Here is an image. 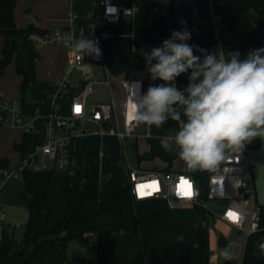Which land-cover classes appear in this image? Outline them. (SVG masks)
<instances>
[{"label":"built area","instance_id":"built-area-1","mask_svg":"<svg viewBox=\"0 0 264 264\" xmlns=\"http://www.w3.org/2000/svg\"><path fill=\"white\" fill-rule=\"evenodd\" d=\"M149 1L152 5L153 19L164 20L169 33L174 30H187L191 33L187 43L193 47L195 56L203 59L205 54L224 51L221 38L224 28L222 0ZM142 2L143 0H95L94 13L86 23L81 21L75 23L73 16L70 22L61 28L44 32L33 31L29 34V39L37 46L64 44L69 49V57L64 74L48 84L49 92L53 95V105L45 116L40 132L33 131L32 120L26 118L21 99L0 98V127H20L24 134L37 135V139L21 152L20 160L13 170L7 168L0 170L3 177L9 175L16 177L24 170L66 172L69 166L70 143L80 135L89 133H97L100 136L115 135L122 147L127 139L136 136L139 124L133 119L135 99L139 93L146 92L149 86L158 85L153 83L147 69L135 67V62L131 65L125 77L120 80L124 96L119 103L112 98L109 102L86 104L85 96L91 91L93 80L89 77L79 90L73 91L72 75L79 64H87L89 67L93 63H99L107 75L106 82L112 94L109 80L111 74L102 46L103 40L111 34L99 28L100 21L118 22L121 19L133 21ZM130 36L133 37V34ZM80 39L93 41L99 49V54L95 51L81 53L77 50L75 42ZM150 48L155 47L147 43L137 45L134 41L131 42V51L137 59L145 60L143 53L148 52ZM136 82L139 84L137 85ZM63 99L68 100L66 114H62L56 105L58 100ZM175 134L163 135L162 141L173 143ZM146 136H150L149 129L146 131ZM128 178L130 192L135 200L154 197L165 199L169 203L187 202L198 208H204L197 181L183 171H148L129 167ZM182 181L187 183L178 190ZM152 182L155 184L151 187H139L152 185ZM206 191L207 199L227 200L221 212L208 209L212 211V215L238 231L237 240L241 246L239 255L229 256L222 264H242L247 238L261 228V215L264 212L262 205L256 201L251 168L246 155V143L239 150L229 151L226 159L209 175ZM141 192L144 195H141ZM186 192L190 195H185ZM230 213H234L235 218L230 216Z\"/></svg>","mask_w":264,"mask_h":264},{"label":"trees","instance_id":"trees-1","mask_svg":"<svg viewBox=\"0 0 264 264\" xmlns=\"http://www.w3.org/2000/svg\"><path fill=\"white\" fill-rule=\"evenodd\" d=\"M16 2L17 0H0V38L2 39L0 72L11 62L14 63L15 72L21 77L19 92L23 107L26 113H32V108H27L28 104L24 96L29 85L38 81L35 63L40 58V52L29 39V34L33 31L45 30L36 27L33 23L27 27H18L14 21ZM250 8L257 14L256 25L242 34L241 39L233 47L243 45L257 47L261 44L264 36V0H222L221 12L224 27L228 30L237 25L241 13ZM86 22L81 20V23ZM99 28L111 34L103 40L102 46L108 70L113 76L125 75L136 62L137 56L131 51L132 41L137 45L147 43L152 47H158L171 36L164 20L153 19L149 0H143L133 21L127 19L118 22L100 21ZM130 34H133V37ZM187 84H181L180 89L183 90ZM149 127L152 133L147 140L149 150L143 154L137 153V160L159 157L167 162L163 170L168 171L175 154L162 147V136L176 133L178 125L169 119L160 128ZM36 139L37 135L24 134L22 141L15 144V148L22 152ZM132 147L137 149L135 142H132ZM6 167V158H0V170ZM213 171H190L185 164L183 172L197 181L202 200L207 198V181ZM53 172L24 170L21 173L23 189L18 195L28 211V218L19 242L8 230L5 228L1 230L0 264H32L34 261L42 260L48 249L53 250L58 264H64L66 250L71 240H78L86 248L94 247L89 235L100 227L102 215L110 217L114 231H127L138 238L139 249L136 260L140 264H147L153 237L149 228L142 225L138 219L136 200L130 192L129 182L111 186L107 195L100 198L98 165L79 166L74 171L76 182L72 181L70 175L64 177L61 185L63 211L57 220L52 221L53 208L49 185ZM262 208L264 209V206ZM260 227L247 238L242 264H264V255L260 254L257 247L264 241V212L261 215ZM110 259V264H131L129 257L123 254L112 253Z\"/></svg>","mask_w":264,"mask_h":264},{"label":"clouds","instance_id":"clouds-1","mask_svg":"<svg viewBox=\"0 0 264 264\" xmlns=\"http://www.w3.org/2000/svg\"><path fill=\"white\" fill-rule=\"evenodd\" d=\"M190 38L187 30H174L160 46L143 53L151 79L164 83L138 94L133 119L157 128L169 119L176 122L172 142L188 170L213 171L229 151L264 136V47L250 50L244 59L239 50L201 59L187 43ZM75 47L99 54L89 39L76 41ZM186 72L188 84L178 89L175 80ZM162 147L167 150L168 142L162 141ZM257 247L264 255V241ZM221 255L227 259L230 253L222 250Z\"/></svg>","mask_w":264,"mask_h":264},{"label":"crops","instance_id":"crops-1","mask_svg":"<svg viewBox=\"0 0 264 264\" xmlns=\"http://www.w3.org/2000/svg\"><path fill=\"white\" fill-rule=\"evenodd\" d=\"M33 1V0H32ZM30 0H17L16 6L14 9V21L18 27H27L30 23L28 22L27 16H20L18 13V9L20 6H27L32 2ZM37 1V0H34ZM33 1V2H34ZM26 4V5H25ZM33 4V3H32ZM92 11L89 15L90 17L94 13L95 8V0H92ZM26 9V8H25ZM24 9V10H25ZM31 11L36 16V21L33 23L36 27L48 30L49 24L47 22H51L49 20L44 19L45 16L43 14V8L40 5L35 6L31 5ZM68 18L67 20L59 21V26H65L70 22V18L74 16V21L79 22L81 20H87L90 17L85 14L87 11L79 7L76 10V14L68 10ZM51 24H53L51 22ZM2 39L0 38V48H1ZM66 47V46H65ZM39 49V48H38ZM1 57V53H0ZM41 58V54H40ZM40 58L36 60L35 68L40 63ZM83 64H79L75 69H78L80 73L75 76V73L72 75V81L74 83L73 91L79 90L84 84V76L86 73L89 74V77L93 80V74L96 69L95 66L91 65L87 67V70L80 68L79 66ZM63 65H60L58 69V75L63 72ZM84 71V72H83ZM188 73V72H186ZM185 74V73H184ZM189 74V73H188ZM39 75V71H38ZM180 75L175 80V85L180 89L181 84L188 83V77L186 79H182ZM37 77V72H36ZM41 77V75H40ZM75 77V78H74ZM21 77L15 72L14 63L11 62L4 68V72L0 75V96H5L7 98H13L17 95L20 96L19 92V83ZM36 82H40L43 87V94L49 93L48 84L51 80H41L37 77ZM185 80V81H184ZM105 81V80H104ZM106 82V81H105ZM10 83V84H9ZM34 83V82H33ZM154 84H162L163 81L155 80ZM32 84V83H31ZM121 85V84H120ZM10 86V87H9ZM122 87V86H121ZM123 89V88H122ZM109 90V86H108ZM112 90V87H111ZM91 93V92H90ZM85 96L86 104L95 103L88 99V95ZM124 96V90H123ZM114 99V93L112 90V94L109 90V101ZM123 99V98H122ZM108 100H100L98 102H109ZM122 101V100H121ZM120 101V102H121ZM27 102V108H32V113H26V118L31 119L32 128L35 132H40L43 128L45 116L49 113L48 111L43 112L39 116L29 117L33 115L39 109L40 101H36L34 103ZM36 124L38 127H36ZM142 129V132L139 133V129ZM149 129L150 136H146V131ZM24 136V132L20 127L13 126H2L0 127V158H6L7 161V169H9V157L15 154L16 159L14 164H17V160H20L21 152L15 148V144H19L22 141ZM152 136L150 131V127L145 124H139L136 130V136L127 139L132 142H137L138 139L144 138L147 144V150H149L148 138ZM90 137L99 138L100 140V148L102 144V140L106 137L107 141H112L115 135L104 134L102 136L97 133H89L75 137L69 147V166L66 172H63V175L58 178L56 172L54 171L50 178L49 185V193L52 198V221L57 220L63 211L64 200L61 195V185L63 183L64 177L66 175H70L69 171L71 170L72 165H76V168L79 166H87L92 167L94 165L95 160L91 158V156L87 157L83 154H80L81 150L83 151L86 146H89L88 151L92 152L93 149L96 148V143L90 144ZM117 137V136H116ZM118 138V137H117ZM120 141V140H119ZM122 146V145H121ZM161 160L160 168L153 170H163L167 165V162L162 160L159 157H155ZM185 167V166H184ZM145 170V169H144ZM152 170V169H151ZM170 170L173 171H183L175 169L171 166ZM129 167H127L126 174H121L118 177L112 178L109 177L104 181V183L100 179L98 195L100 198H103L107 195L108 190L111 186L116 184H125L129 182L128 178ZM164 171V170H163ZM100 168H99V177H100ZM71 176V175H70ZM3 178V177H0ZM73 182H76L77 179L75 177ZM3 187H0V191ZM23 189V182L19 186H15L14 191H11L10 199L15 202H11L7 205V213L9 212L11 215V211H15L18 209L19 212L24 214V219L28 218V211L24 206L23 202L19 198V191ZM17 197V199H16ZM136 209L138 214V219L140 223L149 228L152 233V248L150 254L148 256L147 264H222L225 261V258L222 255L217 253L218 249V231L221 229L214 228L209 223V218L203 210V214L199 212L197 213L196 209L198 207L193 206L187 202H175L169 203L167 200L162 198H145L136 200ZM4 208V204L0 206V216H5V211H2ZM12 209V210H11ZM219 228L223 226L222 220L218 218L217 220ZM101 225L98 230L91 234V238L93 239L94 250L88 255L89 263L88 264H110V258L112 253L127 255L130 259L131 264H140L136 260L137 252L139 249V240L132 233L127 231L116 232L111 227L110 217L108 215H102L100 218ZM25 224V223H24ZM18 226V223H0V229L5 228L8 232L14 235L15 227ZM14 237V236H13ZM229 244V246H228ZM230 253L231 257L236 256L237 252V244L233 241L229 243L226 238V244L223 249H225ZM56 262V256L52 249L46 250L45 258L39 261H34L33 264H53Z\"/></svg>","mask_w":264,"mask_h":264},{"label":"rangeland","instance_id":"rangeland-1","mask_svg":"<svg viewBox=\"0 0 264 264\" xmlns=\"http://www.w3.org/2000/svg\"><path fill=\"white\" fill-rule=\"evenodd\" d=\"M32 1V0H30ZM34 1V0H33ZM30 2L31 4H28L27 6H20L17 10L20 16H25L24 9L27 7H31V5H40L43 8V14L45 16L44 19L51 21L47 22L49 24L48 30H53L55 28H61L62 26H59V21L67 20L68 18V10L73 11L76 14V10L79 7L80 9L84 8L87 13L86 16H89L92 11V0H37L34 2ZM33 3V4H32ZM26 5V4H25ZM90 17V16H89ZM257 21V14L255 10L253 9H246L243 11L238 19L237 25L231 29L228 30L225 27L223 28L221 32V38L224 43V52L227 54L228 52H234L239 50L240 52V59H244L247 53L250 50L259 49L264 47V36L262 38V42L259 46L255 47L252 45H243V46H236L233 47L236 42H238L241 39L242 34L247 33L251 29H253L256 25ZM35 46H37L35 44ZM39 48V52L41 54L40 63L38 64V69L36 66V72L37 77L41 80H51V82L56 81L59 79L65 71L66 63L68 61L69 57V49L65 47L62 43H54V44H48V45H41L37 46ZM153 49L150 48L149 51ZM148 51V52H149ZM155 63V61H153ZM60 65H63V72L62 74L58 75V69ZM93 66L96 67L94 74H93V83H92V89L91 93L88 95V99H90L92 102L98 103L100 100H108L109 101V90H108V83L105 82L107 79V75L103 72L102 67L99 63H93ZM135 67L141 68V69H147L146 61L142 58H138L134 64ZM39 71V75H38ZM4 72H0V75ZM73 73H75V76L80 73L78 69H74ZM41 75V77H40ZM182 79H186L188 77V73L181 74ZM125 77V75H119V76H109L110 85L112 87L114 98L116 103H119L123 98V89L120 85V80H122ZM75 78V77H74ZM105 80V81H104ZM185 81V80H184ZM10 84V83H9ZM10 87V86H9ZM43 87L41 86L40 82H34L29 85L27 88L26 94L24 96V100L34 103L36 101H40L39 109L37 112H35L33 115H30L29 117L33 116H39L43 112H50L52 105H53V95L49 92L47 94H43ZM87 93V94H88ZM21 96H16L14 98H20ZM0 98H7L5 96H0ZM57 107L59 108L60 112L62 114L67 113L68 109V100H58L56 102ZM36 127L38 125L36 124ZM142 129H139V133L142 132ZM90 144L96 143L95 150L93 149L92 152H89V146L81 150L80 154H83L87 157L91 156L93 160H95L94 165H98L100 168V179L104 183L107 178L112 177H118L121 174H126L127 167L130 168H140L150 171L151 169H157L160 168L161 160L158 158L154 159H143L138 161L137 160V153H146L147 151V144L146 140L144 138L138 139L136 143L137 149L132 147V141L126 140L124 142L123 147L121 146V142L119 139L115 136L113 137L112 141H107L106 137L103 138L101 148H100V140L99 138L90 137ZM246 143V155L248 162L250 164L251 168V175H252V181H253V187L255 192L256 201L258 204L264 206V136L255 137L252 138L250 141L245 142ZM169 151H172L175 154V158L172 161L171 166L178 170H184L185 163L183 160H181L178 156L179 149L175 146L174 143H170L168 149ZM16 159L15 154H13L11 157H9V169L13 170L17 164H14V161ZM76 169V165H72L71 170L69 171V174L71 175L72 180L75 179L74 171ZM58 175V178H60L63 175V172L59 171L55 173ZM0 177H3L0 174ZM22 182L21 175L18 176H4L3 178H0V187H3V189L0 191V206L4 204V208L2 211H5V216H0V223H18V226L15 227L14 231V239L19 242L21 240L22 234H23V226L26 220L23 222L24 214L22 212H19L18 209L15 211H11L12 215L8 212L7 213V205L10 204L14 200H9L11 191H14L15 186H19ZM17 199V197H16ZM204 205L205 214L207 216V219L209 220V223L212 227L221 229L218 231L219 235L222 234L225 236V238L228 239L229 243L235 242L237 244V252L236 256L239 255L240 252V242L237 240V234L238 231L236 228L224 224L221 228L218 226V218L214 215H212V211H210L208 208L212 209L215 212H221L224 206L227 204V200H211V199H204L202 201ZM202 208H197L196 211L198 214L201 212L203 214ZM12 210V209H11ZM209 210V211H208ZM91 238V235H89ZM93 241V239L91 238ZM229 246V244H228ZM94 250L93 248H86L80 244V242L76 239L71 240L68 244L67 250H66V259L64 260V264H88L89 263V257ZM217 253L221 255L222 250L218 247ZM234 256V257H236ZM45 258V257H44ZM43 258V259H44ZM33 264V263H32ZM53 264H58L57 262H54Z\"/></svg>","mask_w":264,"mask_h":264},{"label":"water","instance_id":"water-1","mask_svg":"<svg viewBox=\"0 0 264 264\" xmlns=\"http://www.w3.org/2000/svg\"><path fill=\"white\" fill-rule=\"evenodd\" d=\"M24 13L27 16L29 23H34L36 21V16L32 13L31 7H27L24 10ZM79 67L87 70L88 66H87V64H83V65H80ZM88 78H89V74L86 73L85 76H84V79L87 80ZM225 244H226V238H225L224 235L220 234L219 237H218V247L220 249H223Z\"/></svg>","mask_w":264,"mask_h":264},{"label":"snow or ice","instance_id":"snow-or-ice-1","mask_svg":"<svg viewBox=\"0 0 264 264\" xmlns=\"http://www.w3.org/2000/svg\"><path fill=\"white\" fill-rule=\"evenodd\" d=\"M186 183H187L186 181H182V182H181V185L178 186V190H180V189L183 187V185L186 184ZM154 184H155V182H152V185H140L139 187H140V188L151 187V186H153ZM140 194H141V195H144L143 192H141ZM185 195H190V193L186 192ZM229 215L232 216L233 218H235V214H234V213H230Z\"/></svg>","mask_w":264,"mask_h":264}]
</instances>
